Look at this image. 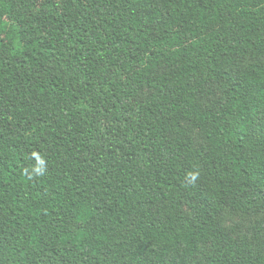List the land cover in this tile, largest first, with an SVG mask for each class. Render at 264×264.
I'll use <instances>...</instances> for the list:
<instances>
[{
    "label": "trees",
    "instance_id": "trees-1",
    "mask_svg": "<svg viewBox=\"0 0 264 264\" xmlns=\"http://www.w3.org/2000/svg\"><path fill=\"white\" fill-rule=\"evenodd\" d=\"M227 212L264 213V0H0V264H264Z\"/></svg>",
    "mask_w": 264,
    "mask_h": 264
},
{
    "label": "rangeland",
    "instance_id": "rangeland-1",
    "mask_svg": "<svg viewBox=\"0 0 264 264\" xmlns=\"http://www.w3.org/2000/svg\"><path fill=\"white\" fill-rule=\"evenodd\" d=\"M196 144H200L201 139L197 133H194ZM264 218V213L253 216H244L242 214L226 213L224 219V226L228 229H233L236 233L245 234L253 226L254 222Z\"/></svg>",
    "mask_w": 264,
    "mask_h": 264
},
{
    "label": "clouds",
    "instance_id": "clouds-1",
    "mask_svg": "<svg viewBox=\"0 0 264 264\" xmlns=\"http://www.w3.org/2000/svg\"><path fill=\"white\" fill-rule=\"evenodd\" d=\"M36 171L39 172V171H41V169H36ZM190 175H191V178H192L193 180L196 179V175H195V174H190Z\"/></svg>",
    "mask_w": 264,
    "mask_h": 264
}]
</instances>
